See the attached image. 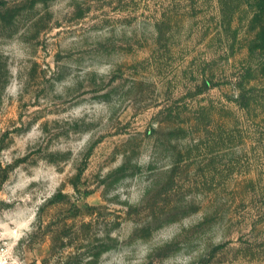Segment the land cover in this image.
Segmentation results:
<instances>
[{
  "label": "rangeland",
  "instance_id": "rangeland-1",
  "mask_svg": "<svg viewBox=\"0 0 264 264\" xmlns=\"http://www.w3.org/2000/svg\"><path fill=\"white\" fill-rule=\"evenodd\" d=\"M0 264H264V0H0Z\"/></svg>",
  "mask_w": 264,
  "mask_h": 264
}]
</instances>
